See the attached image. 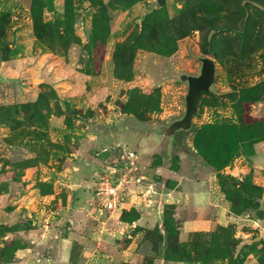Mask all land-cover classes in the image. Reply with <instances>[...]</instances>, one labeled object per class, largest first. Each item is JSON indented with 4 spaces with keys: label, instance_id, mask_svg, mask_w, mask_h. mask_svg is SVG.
Masks as SVG:
<instances>
[{
    "label": "rangeland",
    "instance_id": "obj_1",
    "mask_svg": "<svg viewBox=\"0 0 264 264\" xmlns=\"http://www.w3.org/2000/svg\"><path fill=\"white\" fill-rule=\"evenodd\" d=\"M203 57L213 83L168 133ZM122 147L152 188L108 211ZM0 264H264V0H0Z\"/></svg>",
    "mask_w": 264,
    "mask_h": 264
},
{
    "label": "built area",
    "instance_id": "obj_2",
    "mask_svg": "<svg viewBox=\"0 0 264 264\" xmlns=\"http://www.w3.org/2000/svg\"><path fill=\"white\" fill-rule=\"evenodd\" d=\"M121 162L110 163L96 176L95 193L101 208L114 211H122L129 198L136 195H144L151 190L152 185L144 187L146 176L138 172V154L127 147H122L119 153ZM98 202V203H99ZM127 202V203H126Z\"/></svg>",
    "mask_w": 264,
    "mask_h": 264
},
{
    "label": "crops",
    "instance_id": "obj_3",
    "mask_svg": "<svg viewBox=\"0 0 264 264\" xmlns=\"http://www.w3.org/2000/svg\"><path fill=\"white\" fill-rule=\"evenodd\" d=\"M150 135H149V138H151ZM167 145H168V143H166L165 146H164V151H163V156L164 157H163V160L167 159L168 158L167 155L171 154L173 152V150L175 149L174 146H173L171 152L168 153ZM179 158L183 159L182 155H180ZM168 165L169 164H166L163 161V163H161V165H157L156 166V168H157L156 170L159 171L160 175H162V178H161L162 181L159 182V184L164 185L163 182H165V180L169 178V179H172L174 181V187H172V188L163 187V188L157 189V190L160 191L159 195L157 194L158 195L157 199H159L161 201L166 199L165 202L169 201L171 203L174 202V201L175 202L179 201V203H180L181 202V196L183 197V195H184L183 191H181V189H179V187H178L180 185V183L182 182V178H181L182 175H180V173L175 172V171L170 172L171 170L168 168ZM154 171H155V168L152 167L151 173H153ZM164 174H166V175L164 176ZM186 184L187 183H185V185ZM211 184H212V181H210V185ZM197 185H201V187L204 189V191L206 190L205 191L206 192L205 201H208V203H210L211 205H215L214 206L215 208L218 207L217 205H220V203H222V199L220 201V198L223 197L222 194H221V197H220V194H219L220 192L219 193L217 192L219 190L216 191V189L213 190V188H210L211 190H208L209 189L208 181H203L201 183H197ZM223 206H224V202H223ZM154 212L155 211H152V213H154ZM194 212H195V210L193 208H191V212H189V214L190 213H194ZM195 229H199V228H197V226L195 224V220L193 219V217H191L190 219H186V221L183 222V224L181 226V231L179 233L180 241H185L186 238H187L188 232L191 231V230H195Z\"/></svg>",
    "mask_w": 264,
    "mask_h": 264
},
{
    "label": "water",
    "instance_id": "obj_4",
    "mask_svg": "<svg viewBox=\"0 0 264 264\" xmlns=\"http://www.w3.org/2000/svg\"><path fill=\"white\" fill-rule=\"evenodd\" d=\"M215 76V61L209 57L201 58L200 74L186 75L182 74V80L188 82V91L185 96L186 109L182 118L172 122L167 127L168 133H173L177 129H189L192 123V115L195 110L196 97L201 92H208L213 83ZM40 78H35L34 81H41Z\"/></svg>",
    "mask_w": 264,
    "mask_h": 264
},
{
    "label": "trees",
    "instance_id": "obj_5",
    "mask_svg": "<svg viewBox=\"0 0 264 264\" xmlns=\"http://www.w3.org/2000/svg\"><path fill=\"white\" fill-rule=\"evenodd\" d=\"M201 94H204V92L199 93V94L197 95V97H199V95H201ZM197 97H196V98H197ZM165 237H166V236H162V239H165ZM164 254L166 255V252H165V251H164Z\"/></svg>",
    "mask_w": 264,
    "mask_h": 264
},
{
    "label": "bare ground",
    "instance_id": "obj_6",
    "mask_svg": "<svg viewBox=\"0 0 264 264\" xmlns=\"http://www.w3.org/2000/svg\"><path fill=\"white\" fill-rule=\"evenodd\" d=\"M119 211V210H118Z\"/></svg>",
    "mask_w": 264,
    "mask_h": 264
}]
</instances>
